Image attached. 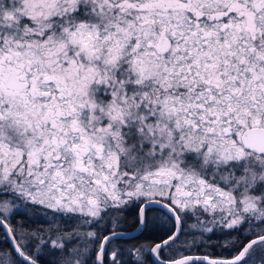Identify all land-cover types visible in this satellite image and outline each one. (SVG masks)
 I'll return each mask as SVG.
<instances>
[{"label":"snow or ice","instance_id":"snow-or-ice-1","mask_svg":"<svg viewBox=\"0 0 264 264\" xmlns=\"http://www.w3.org/2000/svg\"><path fill=\"white\" fill-rule=\"evenodd\" d=\"M0 264H264V0H0Z\"/></svg>","mask_w":264,"mask_h":264},{"label":"trees","instance_id":"trees-1","mask_svg":"<svg viewBox=\"0 0 264 264\" xmlns=\"http://www.w3.org/2000/svg\"><path fill=\"white\" fill-rule=\"evenodd\" d=\"M221 252H222V250L220 248L205 247V248L200 249L198 253L199 254L207 253V254L212 255V254H219Z\"/></svg>","mask_w":264,"mask_h":264},{"label":"water","instance_id":"water-1","mask_svg":"<svg viewBox=\"0 0 264 264\" xmlns=\"http://www.w3.org/2000/svg\"><path fill=\"white\" fill-rule=\"evenodd\" d=\"M199 254V253H198Z\"/></svg>","mask_w":264,"mask_h":264}]
</instances>
